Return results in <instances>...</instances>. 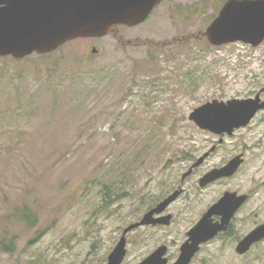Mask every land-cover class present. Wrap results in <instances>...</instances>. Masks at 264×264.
<instances>
[{
  "label": "rangeland",
  "instance_id": "1",
  "mask_svg": "<svg viewBox=\"0 0 264 264\" xmlns=\"http://www.w3.org/2000/svg\"><path fill=\"white\" fill-rule=\"evenodd\" d=\"M225 1L163 0L137 26L68 42L50 55L0 57V243L13 240L11 252L0 244V264H101L115 229L173 188L181 154H201L213 141L191 111L264 88V40L214 46L204 34ZM241 145L244 187L264 186V110L201 172ZM226 186L190 187L171 206L169 227L130 235L122 264L157 243L174 241V255L189 218ZM25 206L33 224L21 218ZM229 253L214 242L201 256L240 264ZM247 262L264 264V257Z\"/></svg>",
  "mask_w": 264,
  "mask_h": 264
},
{
  "label": "water",
  "instance_id": "2",
  "mask_svg": "<svg viewBox=\"0 0 264 264\" xmlns=\"http://www.w3.org/2000/svg\"><path fill=\"white\" fill-rule=\"evenodd\" d=\"M162 0H0V57L10 56L21 60L31 54H48L66 42L78 38L103 37L114 27H128L142 23ZM204 34L211 45L219 46L243 42L257 46L264 40V0H226L217 16L206 27ZM97 50L91 49L92 53ZM264 90V89H263ZM264 109V100L255 97L211 100L194 108L189 119L195 125L215 134H231L234 129L246 126L257 111ZM200 157L195 165L202 162ZM238 164L230 160L220 168L207 172L201 179L203 186L216 178L230 175ZM180 191L175 190L140 221L125 228L122 237L108 255L105 264H121L126 254L124 234L140 224H169L171 215L154 217L173 201ZM228 194L212 205L208 212L188 232V240L172 264H187L198 245L213 237L226 226L225 215ZM222 209L221 224H211L207 217ZM264 236V224L257 226L243 240V249ZM164 245L158 247L138 264H167L163 257Z\"/></svg>",
  "mask_w": 264,
  "mask_h": 264
},
{
  "label": "flooded vegetation",
  "instance_id": "3",
  "mask_svg": "<svg viewBox=\"0 0 264 264\" xmlns=\"http://www.w3.org/2000/svg\"><path fill=\"white\" fill-rule=\"evenodd\" d=\"M86 39H98V38H86ZM263 89L264 88L259 89V91H257L254 94V96L259 94L260 98L264 99ZM263 110H259L255 115H257L259 112H262ZM249 123L246 126L234 129L230 135L226 133L215 134L206 131L212 134L214 137L213 141L209 144V147L206 150H204L201 154H193L188 151L183 152L180 156V161L182 162V171L181 174L178 176L177 180H175L174 182L175 184L173 185V188H171L169 192L165 193L160 198L156 200L154 199L153 202H150L147 205V207L142 211V214L138 217H135L133 221L127 223L124 227H118L115 229L116 236L114 238V242L112 243L111 248L106 253L104 260L102 261L101 264L106 263L109 253L112 251V249L115 247V245L122 237L125 228L128 227L130 224L140 221L142 216L146 212L154 208L157 204H159L162 200H164L169 194H171L175 190L180 191L179 195L173 201H171L162 212L158 214H154V217H160L170 214L171 218L169 220V224H162V223L140 224L132 228L131 230L127 231L124 234L126 254H127V246L130 240V235L133 232L146 228L152 229L155 227H159V228L169 227V225L172 223V221L175 219L176 216V214L171 211L170 209L171 206H173V203L177 201L179 198L184 196L185 197L189 196L188 194H190L189 192L190 187H193L195 190H203V189H207L208 187L212 186L217 182H222V181L227 182L226 188L220 191L219 194L212 201L208 202V204L203 205V208L200 211H198L195 218H189L191 220V224L184 231L181 240L176 246L174 255H172V253L170 252L171 245L174 243V241H171L170 244L157 243L155 246L151 247L150 251L147 254H145L141 259H139L134 264H138V262H140L151 252H153L155 249H157L162 245L166 247V251L163 257L166 258L167 264H172L173 262H175L181 253V247L187 242L189 238L188 232L208 212L209 208L212 205H214L224 195V193L228 194V204L226 206L225 215L229 216L225 228L223 230L218 231L213 237L207 239L206 241L201 242L198 245V250L193 254V256L190 258L187 264H213L212 261L215 262V260H213L212 254L203 255V256L201 255L203 254L206 247H208L210 244L214 242H221L224 245H226L230 252L229 253L230 259L232 257L236 259V261H238L240 264L248 263L247 261L249 257H253V258L264 257V236L251 242L248 246H246V248H244V250H240L243 249L242 240L257 226L264 224V186L259 185L258 187L254 188V190H251L249 188L244 187L243 185L244 181L242 180L241 174L247 160L245 153L246 149L244 148L245 145H241L240 148L235 150L231 149V152L229 153V156L225 160V162L219 165L212 166L206 169L205 171L201 172V168L205 165V162L211 156V154L216 152L217 149L220 146H222L226 141L228 142L232 139H235V135L239 133V130H241L242 128L245 129V127H247ZM236 147H239V145H237ZM204 155L205 157L203 158L202 162L198 165H195L196 161ZM232 159H237L238 164L234 168L235 170L230 175L216 178L212 181L207 182L203 186L200 184V179L207 172H209L214 168H220L224 166ZM262 181L264 182V179ZM217 211L218 212L212 213L207 217V220H209L211 224L222 223L224 212L222 209H218Z\"/></svg>",
  "mask_w": 264,
  "mask_h": 264
},
{
  "label": "trees",
  "instance_id": "4",
  "mask_svg": "<svg viewBox=\"0 0 264 264\" xmlns=\"http://www.w3.org/2000/svg\"><path fill=\"white\" fill-rule=\"evenodd\" d=\"M51 53H53V52H51ZM51 53H48V54H44V55H50ZM42 56V55H41ZM6 58V57H5ZM114 192V191H113ZM111 194L112 193H107V198H109V197H111ZM116 197H118V196H120L119 194H117V193H113ZM21 218H23V219H25L26 221H27V223L28 224H33L34 223V221H35V217H34V213H32L29 209H28V207H24V210H23V212H22V214H21ZM7 243H9V245L7 246L6 245V241H5V239H3L2 241H1V249L2 250H4V251H6V252H11L12 250V245H13V240L12 239H9V241H7Z\"/></svg>",
  "mask_w": 264,
  "mask_h": 264
}]
</instances>
